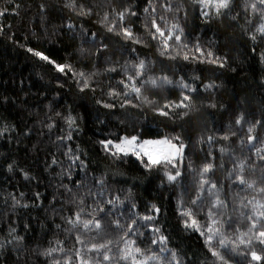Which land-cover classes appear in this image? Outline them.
Listing matches in <instances>:
<instances>
[{
	"label": "trees",
	"instance_id": "obj_1",
	"mask_svg": "<svg viewBox=\"0 0 264 264\" xmlns=\"http://www.w3.org/2000/svg\"><path fill=\"white\" fill-rule=\"evenodd\" d=\"M41 2L49 5L43 21L38 7ZM77 2L96 5L93 14L79 16L64 6L65 0H0V8L8 9L0 15L3 26L0 30V245H3L0 247V264H54L55 260L70 254L74 247L86 251L87 244L102 243L100 237L104 232H110L106 227L107 216L103 218L105 228L99 235L95 228L85 230L81 224L73 229L62 219L80 208L84 209L81 219H90L96 207L94 200L98 199L86 197L83 205L74 204L71 193L62 185L71 192L91 190L95 193L94 180L101 175H105L106 189L100 201L106 208L110 207L107 200L117 194L122 201L111 208L112 218L120 215L121 224H124L132 212L136 213L137 224L128 231L133 233L129 238L135 240L137 246L159 254L161 245L151 244L155 237L143 220L144 216H153L155 219L149 223L160 228L155 236H166L164 246L175 249L177 259L183 264H221L208 251L200 233L195 228L185 227L180 202H183V208L193 207L191 201L196 195L199 169L204 163L214 164L206 178L216 181L220 199L227 201V206L213 209L215 215L209 218L211 199L205 192L194 208V215L202 231L207 230L210 219L219 217L224 223L225 235L237 239L241 232L248 231L247 216L251 214V206L243 207L241 200L247 204L253 198L264 199L255 189L237 182L235 176L229 179L234 163L245 159V178L257 181L256 188L264 186V180H261L264 164L250 152L246 142L247 123L243 127L234 123L239 112L245 113L248 120L264 118V63L260 59L264 53V39L257 34L253 41L246 34V31H254L261 22L259 15L246 13L241 7L244 0H232L230 11L220 18L210 13L208 19L200 15L202 9L194 0H183L184 8L178 14L165 12L157 3V17L164 16L169 25L178 18L184 29L182 40L170 39V49L161 55L159 37L151 39L143 26L147 0ZM171 2L175 7L179 0ZM17 4L21 5L17 9L19 14L11 10ZM110 4L117 10L132 6L136 16H126L123 26L131 25L134 37H139L143 43L125 40L99 23L103 12L111 11ZM233 16L237 19H231ZM249 20L252 22L248 23ZM68 21L75 25L74 30L67 28ZM158 23L165 27L159 19ZM81 25L88 30L87 36H81ZM92 32L96 33L95 42L91 38ZM101 40L108 48L98 54ZM197 41L203 49L202 58L196 51ZM28 47L44 52L57 63L72 65L77 73L91 74L90 86L81 90L76 82L79 76L73 77L72 71L59 72L48 61L28 52ZM209 50L213 53L211 58L207 55ZM185 54L188 59H184ZM217 57H227L223 67L212 63ZM139 59L148 61V75H167L173 81L166 87L146 91L148 99L154 100L159 107L165 101H179L184 91L192 100L193 111L189 116L181 119L176 112L175 119L165 117L135 99L131 105L121 107L124 98L132 99L124 93L120 83L125 78L123 70L127 68L131 72L132 62ZM109 66L115 67L116 71H105ZM181 77L196 91L181 88ZM212 81L218 85L215 90L202 87ZM109 89H115L121 95L108 96ZM98 100L102 103H97ZM138 103L139 107L136 106ZM106 104L114 107L108 108ZM210 104L216 107H210ZM69 116L75 118L71 128L66 119ZM50 122L53 123L51 129L47 127ZM69 131L72 135L67 138ZM228 131L236 135L224 140L223 133ZM177 132L186 147L182 162L177 164L182 176L174 182L166 179L163 167L149 172L142 169L132 153L113 158L99 143L132 134L171 138ZM258 135L264 140V127L259 128ZM208 136L213 137L211 142L207 140ZM199 137H204L203 142L198 140ZM241 138L245 139L243 145L239 143ZM256 146H260V141ZM221 147L228 151L221 153ZM9 164H12L11 169ZM168 170L171 171V167ZM76 181H82L85 186H77ZM36 193H40L39 197ZM132 204L136 205L134 209H131ZM153 204L160 209L159 213L152 208ZM137 231L142 235H136ZM78 234L85 243L76 242ZM17 235L24 239L15 242L13 238ZM57 241L61 243L57 244ZM214 246L229 264H249L251 260L250 250L245 245L238 243L237 249L232 251L230 245L227 249L220 248L217 240ZM49 247L65 251L42 255V250ZM17 248H20L19 252ZM255 248L264 255L259 245ZM164 255L170 258L171 253Z\"/></svg>",
	"mask_w": 264,
	"mask_h": 264
},
{
	"label": "snow or ice",
	"instance_id": "obj_2",
	"mask_svg": "<svg viewBox=\"0 0 264 264\" xmlns=\"http://www.w3.org/2000/svg\"><path fill=\"white\" fill-rule=\"evenodd\" d=\"M197 3L202 11L200 15L206 19L210 18V13H213L216 18H220L223 14L230 11L233 6L232 0H194ZM159 3L160 7L164 9L165 12L170 13H180V11L184 8L183 0H179V3L174 7L171 0H147V4L143 9V13L145 14V23L144 28L151 39H157L159 37V43H162V48L160 49V54L165 55L170 49L169 40L173 39L177 42L182 40V35L184 29L177 22H173L170 25L167 23L166 18L164 16L157 17L156 4ZM65 7L69 8L71 11L75 12L79 16H91L93 14V9L96 5L86 6L84 3H78L77 0H65ZM21 7V5L17 4L15 8L11 10L14 13H17V9ZM39 10L41 13V20L45 19L44 13L48 10L49 5L46 2H41L39 4ZM109 7L111 11H104L102 18L99 20V23L106 27L108 32H116L117 34L123 36L125 40L133 39L134 43H143V41L139 37H134V33L131 31V25L128 27H124V21L126 16H136V12L132 10V6H125L119 10H117L114 4H110ZM246 13L249 15H259L260 23L256 25L254 31L247 32L246 34L255 41L257 39V34L264 39V0H244V3L241 5ZM203 9H207L208 11H204ZM8 11L7 8H0V15H3ZM187 15L185 11V16ZM238 16V14H237ZM237 16L231 17V19H237ZM111 19V22L108 21ZM158 19L161 23L165 24V27H161L160 23H158ZM252 21L249 20L248 23ZM3 26L0 25V30H2ZM67 28L69 30H74L75 25L68 21ZM80 34L82 37L87 36L88 30L84 29L81 25ZM96 33H91L92 41L95 42ZM11 39V36H9ZM186 47V45H184ZM108 45L103 43V40L100 41L99 47L97 48V53L99 54L102 50H106ZM27 51L33 53L35 56L39 57L44 61H48L52 64L56 70L61 73L67 71H72L73 77L79 76L76 82L81 90L89 87V79L91 78V74L88 76L85 75L84 72L77 73L72 69V65L70 64H61L57 63V61L52 60L49 56H47L44 52L38 51L31 47L27 48ZM84 51V49H81ZM135 52V49L131 50ZM196 51L201 53V58L203 56V49L199 47V41L196 44ZM255 51V49H253ZM208 57L211 58L213 53L211 50L207 53ZM184 59H188V55H184ZM261 62L264 63V53L261 54ZM227 61V57L220 58L217 57L212 60V63H217L221 67L224 66ZM108 72H115L116 68L109 66L105 69ZM124 79H121L120 83L123 85L124 93L127 96H132V99L124 98V105H131L133 103V99L138 102H142L144 104H148L152 107L154 112L159 113L165 117H171L175 119V113H179V118H184L189 116V114L193 111V105L191 96L185 94L184 91L181 92V98L179 101H165L163 106H156V102L154 100H149L145 95V92L149 89H156L161 87H166L173 83V81L167 75H148V61L145 59H139L138 62H132V71L129 72L127 68L124 70ZM180 87L183 89L190 90L191 92H195L196 89L194 87L189 86L187 83L183 82V78H179ZM203 88L209 90H215L218 87L214 81L206 82L202 85ZM108 96H119L121 93L117 92L115 89H109ZM6 99V98H5ZM97 103H102V101L98 100ZM108 108H113V104H106ZM140 106V103L136 105ZM210 107L215 108V104H210ZM223 107V105H221ZM165 109H168L166 111ZM56 116H59L60 113H55ZM49 121L52 120L51 117H46ZM69 127L74 123L75 118L69 116L66 118ZM235 125L243 127L245 123H247V135L246 142L249 147L250 152L255 153L257 159L261 164H264V140L258 135L259 128L264 127V118L256 119V120H248L246 118L245 113L239 112L235 116L234 120ZM47 127L51 129L53 127V123H48ZM27 131V130H26ZM72 135L71 131L68 133V137L70 138ZM236 135L235 132H225L223 133L222 138L224 140H228L229 137H234ZM58 139H64L58 137ZM213 137L208 136L207 140L211 142ZM198 140L203 142L204 137H199ZM175 141V143L173 142ZM260 141V146L257 147L256 143ZM101 145L104 147L106 152L112 156L113 158L127 156L128 153H132L134 156L138 158L139 164L142 169L147 170L149 172L158 170L160 167L164 168V175L169 182H174L178 178L182 176V172L180 168L177 166V159L179 158L182 162L183 160V150L186 145L181 139V134L179 132L169 138V136L160 137L159 139H145L143 141L139 140V137L136 135L132 136H123L118 139V141L112 140H103L100 141ZM241 145L245 143V139L241 138L239 141ZM221 153L228 151L224 147L220 148ZM211 155V153H210ZM122 158V157H121ZM53 163H55V158H53ZM83 161H81V166H83ZM246 165L245 159H239L233 165V169L229 172V179L235 176V180L239 182L241 185H246L249 189H255V191L262 197H264V186L256 188L257 181L255 180H247L244 176V169ZM171 167V171L168 169ZM191 167V165H189ZM8 168H12V164L8 165ZM214 168V164L212 163H204L199 169V181L198 186L196 187V195L193 197L191 204L193 207L183 208V202L181 201V215L185 217L183 223L185 227L195 228L200 235L204 238V243L208 246V251L211 253L213 257L217 260L221 261V264H229L228 261L225 260L224 256L220 251L217 250V247L214 246V242L218 240V246L220 248L227 249L228 246H231V250L235 251L237 249V244L245 245L250 250L249 255L251 260L249 264H253V262H261L264 264V255L261 252H258L255 248V245H259L262 250H264V199H250L247 204L244 203L243 199L241 200V205L243 207L251 206V214L247 216V220L249 221V228L247 232H241L240 236L237 239H231L230 237L225 235L224 223L222 220L217 217L216 219H210V222L207 225V230L202 231L200 225L198 224L195 215L194 208L198 204L200 200L203 199L205 192L208 193L209 198L211 199V207H209L207 216L212 218L215 213L213 209H217L220 206H227V201H222L219 195V189L217 188V183L214 180L207 179V174L211 169ZM255 170L253 166V171ZM70 174V173H69ZM27 177L28 173H24ZM261 180H264V175L261 176ZM94 184L96 187L95 193L91 190H88L84 193L71 192L66 185H62L68 192L71 193L72 203L77 205H83L85 203L86 197H96L94 202L96 204L95 209H93L91 213L90 219H81L84 214V209L80 208L78 211L72 213L69 216L62 217L69 225L73 226V229L77 228L79 225H83V229L89 230L95 228L97 230V234L99 235L103 229L105 228L103 218L107 216L108 223L107 228L110 229V232H104L102 239V243H90L86 246V251L82 248H73L70 254L64 255L61 259H57L54 261V264H183L182 261L177 259V252L175 249H167L164 245L167 241V237L164 235H159L158 237L155 234L160 232L159 227H155L150 221L155 219L153 216H144L143 220L145 223H148V227L152 230L155 238L151 239V244H160L159 254L153 252L147 248H141L137 246L136 241L130 239L129 237L133 235L132 232L128 231L134 229L137 221L134 218L136 213L132 212L128 218V221L124 224H121L120 215H116L115 218H112L113 213L111 212V208H114L118 204H122L119 195H115L114 198L107 200V205L110 207L106 208L105 204L100 201L99 198L103 197L104 191L106 189V179L105 175H101L99 179L94 180ZM76 185L79 187H84V183L82 181H76ZM215 190V191H214ZM130 191V190H129ZM23 195V194H21ZM40 193H36V196L39 197ZM15 203H19L15 201ZM53 199H56L53 196ZM126 199L128 197L126 196ZM26 207V205H24ZM136 207L135 204L131 205V209ZM152 208L159 213L160 209L156 205H152ZM63 210V209H62ZM98 214V215H97ZM57 228L60 226L57 225ZM72 230V229H69ZM14 231V229L12 230ZM238 231V229H237ZM136 235H142L138 231L135 233ZM110 238H105L109 237ZM24 239L22 236H15L13 240L15 242H20ZM11 242V241H9ZM77 243H85L82 241L81 236L76 235ZM61 241H57V244H60ZM3 247V245H0ZM17 252L20 251V248L16 249ZM61 251L64 252L63 248H55L49 247L43 249L41 254L44 256H51L53 252ZM170 252V258L165 257L164 253ZM95 253V255H92Z\"/></svg>",
	"mask_w": 264,
	"mask_h": 264
},
{
	"label": "rangeland",
	"instance_id": "obj_3",
	"mask_svg": "<svg viewBox=\"0 0 264 264\" xmlns=\"http://www.w3.org/2000/svg\"><path fill=\"white\" fill-rule=\"evenodd\" d=\"M132 135H136V136H138L139 137V140L140 141H143V140H145V139H159L160 137H153V138H150V137H140L139 135H137V134H132ZM132 135H127V136H132ZM161 137H164V136H161ZM113 141V140H112ZM115 141H118V140H115ZM174 143H175V141H173ZM180 162V159L178 158L177 159V164Z\"/></svg>",
	"mask_w": 264,
	"mask_h": 264
},
{
	"label": "water",
	"instance_id": "obj_4",
	"mask_svg": "<svg viewBox=\"0 0 264 264\" xmlns=\"http://www.w3.org/2000/svg\"><path fill=\"white\" fill-rule=\"evenodd\" d=\"M183 154H184V150H183Z\"/></svg>",
	"mask_w": 264,
	"mask_h": 264
}]
</instances>
